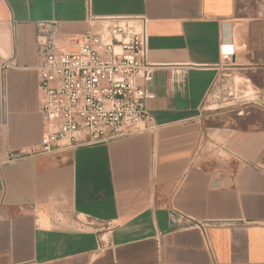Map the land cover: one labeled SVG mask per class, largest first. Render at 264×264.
<instances>
[{"label": "crops", "instance_id": "crops-1", "mask_svg": "<svg viewBox=\"0 0 264 264\" xmlns=\"http://www.w3.org/2000/svg\"><path fill=\"white\" fill-rule=\"evenodd\" d=\"M252 17L264 0H0V264H264V65L256 100L206 107L223 60L239 64L236 23L261 46ZM141 18L154 130L31 155L42 26L68 46Z\"/></svg>", "mask_w": 264, "mask_h": 264}, {"label": "built area", "instance_id": "built-area-1", "mask_svg": "<svg viewBox=\"0 0 264 264\" xmlns=\"http://www.w3.org/2000/svg\"><path fill=\"white\" fill-rule=\"evenodd\" d=\"M101 21H92L89 31L68 46L58 41L55 25L42 26L37 71L44 132L31 155L154 130L147 86L156 66L148 60V23L144 18ZM8 67L0 62L1 72Z\"/></svg>", "mask_w": 264, "mask_h": 264}, {"label": "rangeland", "instance_id": "rangeland-1", "mask_svg": "<svg viewBox=\"0 0 264 264\" xmlns=\"http://www.w3.org/2000/svg\"><path fill=\"white\" fill-rule=\"evenodd\" d=\"M258 18L257 21L252 17L251 25L264 20V18ZM248 23V21L236 23L235 43L239 64H234L232 59L223 60L220 75L206 101V107L210 111L226 106L233 100L238 102L244 101L243 98L249 101L257 99L258 73L264 65V40L261 46L257 42L256 48L253 42L250 45ZM226 56H228L227 52ZM238 105V103L232 104V106Z\"/></svg>", "mask_w": 264, "mask_h": 264}, {"label": "bare ground", "instance_id": "bare-ground-1", "mask_svg": "<svg viewBox=\"0 0 264 264\" xmlns=\"http://www.w3.org/2000/svg\"><path fill=\"white\" fill-rule=\"evenodd\" d=\"M225 48V47H224Z\"/></svg>", "mask_w": 264, "mask_h": 264}]
</instances>
